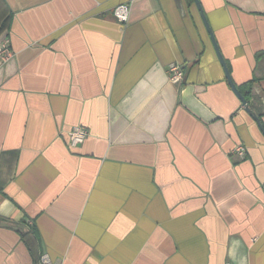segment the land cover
Listing matches in <instances>:
<instances>
[{
	"label": "crops",
	"instance_id": "0c3cea01",
	"mask_svg": "<svg viewBox=\"0 0 264 264\" xmlns=\"http://www.w3.org/2000/svg\"><path fill=\"white\" fill-rule=\"evenodd\" d=\"M199 2L250 111L195 0H0V264H264V0Z\"/></svg>",
	"mask_w": 264,
	"mask_h": 264
},
{
	"label": "built area",
	"instance_id": "2783aa9c",
	"mask_svg": "<svg viewBox=\"0 0 264 264\" xmlns=\"http://www.w3.org/2000/svg\"><path fill=\"white\" fill-rule=\"evenodd\" d=\"M115 18L122 24H127L130 18V6L127 3H122L114 9ZM9 54V49L7 46L0 47V55L4 58ZM170 80L174 83L181 82L184 76V70L179 64H171L168 69ZM88 132L85 128L77 126L73 128L70 132V138L72 145L81 144L87 137ZM240 154H244L243 150L239 149ZM38 264H54L52 259L48 254H43L40 257Z\"/></svg>",
	"mask_w": 264,
	"mask_h": 264
},
{
	"label": "water",
	"instance_id": "95a60500",
	"mask_svg": "<svg viewBox=\"0 0 264 264\" xmlns=\"http://www.w3.org/2000/svg\"><path fill=\"white\" fill-rule=\"evenodd\" d=\"M195 1H196L197 6H198V9H199L200 12H201V16H202V18H203V20H204V24H205V26H206V28H207V30H208V33L210 34V37H211L212 43H213V45H214V47H215V50H216L217 55H218V57H219V59H220V62H221V64H222L223 68H224V72H225L226 78H227V80H228V82H229V85L231 86L233 92H234V93L237 95V97L241 100L242 104L246 107V109H247L248 111H250V110H249V107H248V102H247V100H246V99L244 98V96L240 93V91L238 90L236 84L234 83V81H233V79H232V77H231L230 71H229V69L227 68L226 62H225V60L223 59V57H222V55H221V53H220V50H219L218 44H217L216 39H215V36H214V33H213V31H212V29H211V27H210V25H209V23H208V21H207V18H206V16H205L203 10H202V7H201L200 2H199V0H195ZM256 120L259 121V120L257 119V117H256Z\"/></svg>",
	"mask_w": 264,
	"mask_h": 264
}]
</instances>
